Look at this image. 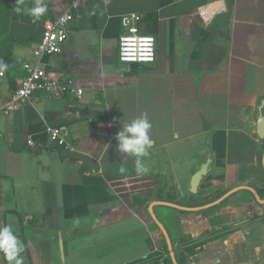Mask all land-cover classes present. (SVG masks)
Here are the masks:
<instances>
[{
    "label": "crops",
    "instance_id": "0c3cea01",
    "mask_svg": "<svg viewBox=\"0 0 264 264\" xmlns=\"http://www.w3.org/2000/svg\"><path fill=\"white\" fill-rule=\"evenodd\" d=\"M71 1L43 0L48 10L37 20L27 11L35 0H0L8 66L0 71V226L22 233L24 264H157L158 252L171 261L153 201L197 207L238 186L264 199V0H88L62 54L43 60L50 83L73 80L83 95L53 86L8 112L22 66L37 61L44 24ZM130 14L157 41L152 66L119 61L121 19ZM142 113L153 144L143 158L149 171L137 174L115 136ZM48 125L67 128L66 147L50 141ZM209 157L194 196L191 179ZM155 213L179 264H264V205L248 191L203 212Z\"/></svg>",
    "mask_w": 264,
    "mask_h": 264
},
{
    "label": "built area",
    "instance_id": "2783aa9c",
    "mask_svg": "<svg viewBox=\"0 0 264 264\" xmlns=\"http://www.w3.org/2000/svg\"><path fill=\"white\" fill-rule=\"evenodd\" d=\"M88 0H72L68 11L55 20L47 21L43 28V37L39 47L34 51L36 58L34 64H24L22 69L25 78L20 88L12 94V99L7 106V111H14L25 102L30 101L39 90H51L53 86L59 88L63 93L81 97L83 91L76 88L73 80L65 84L54 85L49 82L44 70L43 60L46 57L59 56L69 38V27L75 18V13L80 6ZM142 16L139 14L125 15L121 19L122 33L119 38V61L125 65L149 67L157 60V41L154 36L146 35L141 31ZM0 77L4 73L0 72ZM46 133L51 142L59 147H66L68 130L64 126H50L46 128ZM29 147H35L33 139L27 140ZM157 264H172L166 252H158Z\"/></svg>",
    "mask_w": 264,
    "mask_h": 264
},
{
    "label": "clouds",
    "instance_id": "9594fccd",
    "mask_svg": "<svg viewBox=\"0 0 264 264\" xmlns=\"http://www.w3.org/2000/svg\"><path fill=\"white\" fill-rule=\"evenodd\" d=\"M47 5L43 0H35L34 5L29 8L28 14L39 20L47 12ZM19 13L21 8H17ZM7 65L0 62V71H6ZM152 123L147 113L133 118L131 122L122 125L121 130L116 134L115 139L118 142L116 147L119 153L125 157L134 158L135 170L137 174H146L149 169L144 164L143 158L149 155V148L153 144L150 136ZM120 171H125L121 166ZM24 248L17 234L10 224L0 226V256L6 261V264H24L22 253Z\"/></svg>",
    "mask_w": 264,
    "mask_h": 264
},
{
    "label": "water",
    "instance_id": "95a60500",
    "mask_svg": "<svg viewBox=\"0 0 264 264\" xmlns=\"http://www.w3.org/2000/svg\"><path fill=\"white\" fill-rule=\"evenodd\" d=\"M221 7H222L221 2H215L213 4L214 9L221 8ZM257 135L261 140H264V99L261 101V104H260V107H259L258 113H257ZM212 163H213L212 158L209 157L200 166L198 171L192 177L191 183H190V190H189V192L192 195H194V196L198 195L199 188H200L202 181L209 175V173L211 171ZM262 166H263V170H264V152H263V157H262ZM241 191L250 192L251 194H253V196L255 197L256 201L259 204L264 205V199H262L259 192L251 186H238L236 188L229 190L228 192H226L224 195H222L217 200L210 202V203H207V204L202 205V206H197V207H188V206H183L180 204H176V203H172V202H166V201H153L150 204V206L148 208L150 216L152 217V220L156 223V225L159 227V229L161 230V232L163 233V235L165 237L167 247H168V252L170 254L172 264H179V263L177 261L175 250H174L171 238L169 236V233H168L166 227L162 224V222H160V220L156 216L155 207L156 206H165V207H170V208L182 211V212H203V211L210 210L212 208H215V207L221 205L223 202H225L231 196H233L234 194L241 192ZM17 235H18V238L21 239L22 233L19 232ZM25 251H26V248L24 249V251L22 253L23 255L25 254ZM24 263H26V262H24Z\"/></svg>",
    "mask_w": 264,
    "mask_h": 264
},
{
    "label": "trees",
    "instance_id": "16d2710c",
    "mask_svg": "<svg viewBox=\"0 0 264 264\" xmlns=\"http://www.w3.org/2000/svg\"><path fill=\"white\" fill-rule=\"evenodd\" d=\"M224 195V194H223ZM199 250H201V249H199Z\"/></svg>",
    "mask_w": 264,
    "mask_h": 264
}]
</instances>
